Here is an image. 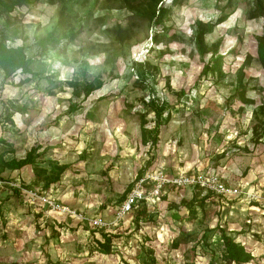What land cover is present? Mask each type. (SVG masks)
<instances>
[{"label": "rangeland", "instance_id": "rangeland-1", "mask_svg": "<svg viewBox=\"0 0 264 264\" xmlns=\"http://www.w3.org/2000/svg\"><path fill=\"white\" fill-rule=\"evenodd\" d=\"M72 31L74 40L50 42ZM263 35L264 0H28L0 10L4 53L37 73L0 63V264H234L222 229L252 253L248 264H264ZM91 85L101 88L87 95ZM154 100L166 107L157 145ZM33 149V164L6 166ZM155 170L216 174L239 192L222 200L167 187L116 223L136 179ZM29 190L85 219L43 212Z\"/></svg>", "mask_w": 264, "mask_h": 264}, {"label": "built area", "instance_id": "built-area-1", "mask_svg": "<svg viewBox=\"0 0 264 264\" xmlns=\"http://www.w3.org/2000/svg\"><path fill=\"white\" fill-rule=\"evenodd\" d=\"M167 187H173L176 190L192 188L203 191L206 195H216L224 199H230L229 196L236 195L239 192L237 188H229L227 184L216 174H203L201 172H192L180 170L174 176L166 175L162 170L146 172L138 177L132 190L127 194L125 200L121 203L115 215L116 223L126 219V217L135 212L140 206L156 204L161 196L166 193ZM25 196L30 204L41 206L43 212L55 213L71 216L72 218L85 219L82 215L78 217L76 211L58 202V200L47 191H25ZM106 223L95 217L91 219V225L94 228H102Z\"/></svg>", "mask_w": 264, "mask_h": 264}, {"label": "trees", "instance_id": "trees-1", "mask_svg": "<svg viewBox=\"0 0 264 264\" xmlns=\"http://www.w3.org/2000/svg\"><path fill=\"white\" fill-rule=\"evenodd\" d=\"M27 2H28V0H0V10L2 12L11 13L18 6H22L23 4H25ZM165 11H166V9L162 5L160 8L158 16H163ZM154 17H157V15L154 14ZM214 27L215 26L213 24H210L206 30H201L198 33L197 46L201 52H203V45H202L203 39L205 38V36L207 34L213 32ZM75 37H76V31H72V32L68 33V35H66L62 38H56V37H54V33H52L50 36V42L57 45V44H60L62 42V39L72 41L75 39ZM47 42H49V41H45V42H43V44L47 45L46 44ZM43 48H45V46ZM3 50L5 51V47L0 43V63H5V65H7L6 62H8V66L13 67V70H16L18 67H20L21 72L27 76H31L30 78L37 76V73H35L32 69H30L31 68L30 67L31 61L23 60L22 62H19L18 57H17V53H16L17 51L9 49L8 51H6L7 53H4ZM258 55H259L260 62L264 66V35L259 37ZM30 78L27 77V79H30ZM100 88L101 87H99V86L95 87V86L91 85V87H89L87 89V95L92 94L93 92H95L96 90H98ZM149 106L151 107L152 111L155 113V116H156L155 127L153 130L149 131L150 140H151L152 144L157 145L159 143V140H160L161 127L164 123V116H165V112H166V107L163 104L162 105L157 104V102L155 100L151 101L149 103ZM35 151L36 150L33 149L29 153L28 157L25 159H20V160L13 159L12 161L8 162L6 164V166L10 169L16 170V169H21V168H23L29 164H33L34 163L33 157H34ZM15 190L17 193H19L18 189H15ZM145 210L146 209L143 207V209L138 210V212L140 211V213H144ZM220 234L222 236V240H223V244H224L225 255L227 256L228 260L231 263L248 264L254 259V256L252 255V253L248 252L245 249L244 245L238 243L233 237L229 236L225 229H222ZM104 237H106V239L108 238L107 235L106 236L104 235ZM103 246L105 247V243H103Z\"/></svg>", "mask_w": 264, "mask_h": 264}]
</instances>
